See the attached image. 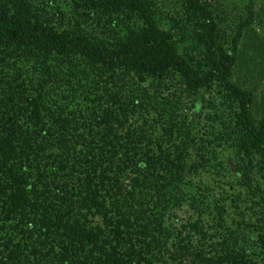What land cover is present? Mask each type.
<instances>
[{
    "label": "trees",
    "instance_id": "obj_1",
    "mask_svg": "<svg viewBox=\"0 0 264 264\" xmlns=\"http://www.w3.org/2000/svg\"><path fill=\"white\" fill-rule=\"evenodd\" d=\"M83 5L97 12L127 10L142 24L129 26L104 44L57 30L38 19L26 0H0V72L22 58L48 63L78 57L86 67L70 59L76 68L67 71L78 77L74 85L81 88L89 68L99 75L105 68L141 83L178 77L191 92L215 86L222 101L233 108L229 129L238 152L264 168V120L255 124L252 119V90L232 81L236 53L219 44L217 22L206 2L186 0L197 22L193 31L204 49L196 66L157 25L150 0H83ZM20 86L7 87L8 94L0 97V264H157L146 258L143 240L133 233L132 224L139 223L148 196L171 202L185 178L206 167L212 156L204 147L201 157L192 156L189 129L174 119L169 143L164 149L157 146L160 153H154L144 130L128 123L134 109L114 92L107 101L97 95L90 98L96 107L77 130L59 116L46 120L39 90L29 94L25 85ZM85 94L95 93L88 88ZM174 133L178 144L172 141ZM208 260L254 264L246 250L227 244Z\"/></svg>",
    "mask_w": 264,
    "mask_h": 264
},
{
    "label": "rangeland",
    "instance_id": "obj_2",
    "mask_svg": "<svg viewBox=\"0 0 264 264\" xmlns=\"http://www.w3.org/2000/svg\"><path fill=\"white\" fill-rule=\"evenodd\" d=\"M26 1L38 19L57 30L86 35L104 44L122 36L129 26L142 24L135 13L97 12L83 5V0ZM150 1L157 25L171 34L179 54L196 66L204 49L193 31L197 22L186 0ZM202 1L210 6L216 19L219 44L230 54L233 50L236 53L232 81L252 90V119L258 124L264 120V0ZM63 58L48 63L22 58L9 66L0 72V86L5 88L0 90V97L5 98L7 87H17L18 83L22 84L20 89L25 85L26 93L39 90L46 120L49 115L59 116L66 126L81 130L89 111L96 107L90 98L97 95L107 101L114 92L134 109L129 112L128 123L144 130L154 153H160L157 146L164 149L169 143L174 119L189 129L192 156L201 157V147L212 156L206 167L185 178L173 192L171 202L164 204L148 196L149 203L138 214L139 223L132 224L136 230L133 233L143 240L146 258L157 264H210L208 259L220 254L223 244H227L231 249L246 250L254 264H264V168L238 152L229 129L233 108L222 101L218 88L191 92L178 77H171L166 83H141L105 68L100 75L89 68L86 85L81 88L74 85L78 77L67 71L75 67L69 60L78 67L86 65L78 57ZM79 77L82 79L83 75ZM88 88L95 94H85ZM88 117L98 123V119ZM174 136L172 141L178 144L180 139L175 133ZM218 208L223 210L221 217Z\"/></svg>",
    "mask_w": 264,
    "mask_h": 264
}]
</instances>
